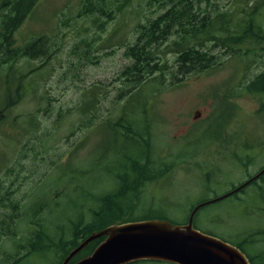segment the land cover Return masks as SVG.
I'll return each mask as SVG.
<instances>
[{"label":"rangeland","instance_id":"obj_1","mask_svg":"<svg viewBox=\"0 0 264 264\" xmlns=\"http://www.w3.org/2000/svg\"><path fill=\"white\" fill-rule=\"evenodd\" d=\"M84 1L37 0L12 38L19 46L43 36L46 54L38 58L23 56L0 64V116L3 120L0 122V203H4L0 204V214L10 204L26 211L45 201L39 210V218L45 219L44 227L55 241L72 238L73 225L83 226L91 220V210L99 208L97 195L110 187L111 175L103 171L101 165L95 166V159L103 161L110 150L116 151L105 161L118 165L122 161L117 149L127 146L134 156L141 154L126 142H115L107 129L108 125L117 134L132 135L127 114L130 112L139 124L141 138L147 142L146 148L151 147L150 157L155 161L161 156L168 160H165L168 167L164 162L157 166L155 176L164 170L169 174L153 176L150 181L137 185L138 198L136 201V197L129 195L131 203L128 205L131 204L132 209L128 213L138 219L154 217L182 224L196 203L227 192L264 165L261 96L239 93L244 91L239 88L248 78L264 71V48L253 54L240 52L231 60L226 50L213 48L215 66L201 73L181 74L178 55L170 48L176 38L170 36L157 49L161 70L146 75L151 81L142 89L147 97L138 100L151 102L152 106L144 108L151 106L154 110L146 112V119L144 113H133L131 107L119 115L127 97L140 90L122 75L133 63L126 50L137 39L138 26L158 14L157 2L130 0L124 4L123 11H114L112 18L106 19L98 17V12L84 14L81 11ZM159 1L163 3L162 9L169 3V0ZM236 1L210 0L218 2L222 9H231ZM254 2L241 0L245 7ZM261 22L262 27L264 20ZM12 77L21 78L22 92L19 96L14 94L9 108H5V81L11 84ZM15 83L16 80L10 87L12 91ZM228 102L231 107L224 116L223 111L219 116V108L228 106ZM131 104L139 111L140 105L135 99L131 98ZM196 111L200 116L193 120ZM223 120L222 128L227 126V130L222 132L235 141L234 150L241 156V164L230 156L228 149L225 158H216L207 146L217 138L211 137L210 131H218ZM200 143L203 146L193 145ZM177 151H181L180 158L170 161ZM81 169L83 173L78 172ZM202 169L213 171L212 178L220 173L221 178L202 189L198 178ZM259 186L264 187V177L240 193L241 202L231 197L202 207L195 215L194 227L231 243L242 241L249 232L264 231V200L255 193ZM21 215L14 224L17 233L13 237L0 236V264H58L62 261L59 245H56L52 252L32 254L19 262L17 258L22 255L16 254L27 233L26 229L23 232L18 229L23 222H19ZM105 219L103 215L102 221ZM252 245L246 252L264 249V243L263 246L260 242Z\"/></svg>","mask_w":264,"mask_h":264},{"label":"trees","instance_id":"obj_2","mask_svg":"<svg viewBox=\"0 0 264 264\" xmlns=\"http://www.w3.org/2000/svg\"><path fill=\"white\" fill-rule=\"evenodd\" d=\"M36 1L37 0L2 1L3 4L1 3V6L3 5V13L0 17V64H7L10 60L15 61L23 56L38 58L43 53V55L46 54V51L43 50L46 46L43 36H40V38L30 43H25L24 45L20 44L19 46H16L12 38L17 26L31 12ZM129 1L130 0H119L117 3L113 0H85L82 3L81 11L84 14L91 15H96L98 12V17L103 16V18L111 19L112 12L123 11L124 4ZM154 1L157 2L156 12H159L154 18L147 19L145 24L138 26V30L136 31L138 37L134 44L128 46L126 50V55L133 60V63L122 72V75L132 82L133 87H136V89L140 88V90L132 92L127 97L120 106L122 112L119 113V115L125 113V111L127 112V109L131 107L133 113H144V118L146 119V112H149L151 109L154 110L151 107V102H146V100L141 102L138 100L142 98L146 99L147 97L142 91L143 88L151 83L146 75L156 70L158 71L159 68L161 70V67L158 66L157 63L159 59L156 55L157 49L159 45L170 36H175L173 38H176L170 43V48L178 55L177 62L181 74L191 72L201 73L215 66V56L211 54L213 48H222L226 50L230 60L234 55H239L240 52L254 53L260 48H264V43H262L264 40V25L262 27L260 25L262 23L261 21L264 20V0H255L253 5L249 7L243 6L241 0H237L231 9H222L218 2L214 3L210 2V0H169L168 5L162 9L163 3L159 0ZM5 77H7V74ZM20 79V77L16 79L12 77L11 84L5 81V108H9L14 94L19 96L22 92L23 82H21ZM15 80L16 83L13 85L12 91V84ZM239 89H244V91L241 90L239 93L248 92L254 95L259 94L261 96L259 111L264 112V71L248 78ZM11 94H13V96H11ZM103 96H106L105 91L103 92ZM152 96L153 94H150V97ZM131 98H133V100L135 99V103L140 105L139 107L136 106L139 111L132 107ZM226 104L228 106L219 108V116L221 111H223L224 116L228 107H231V102ZM145 105L151 106L144 108ZM6 110H3V112ZM215 112L216 109L214 108V113ZM127 114L131 127L129 133L132 135L123 136L124 132L122 134H117L109 128L108 125L107 129L112 133L115 142H126L130 144V146H134L136 149L140 150L141 154L138 157L134 156L131 153L130 147L127 146L126 148L117 149V156L122 161L118 165L110 161H105V159H108V156L116 153V151L110 150L103 161L102 159H95V166L101 165L103 171L111 175L112 180L110 182V187L107 190L100 191V195H97L99 196L97 199L99 208L92 210L88 209L89 212L90 210L92 211V215L90 214L92 217L91 220L83 226L77 223L73 225L72 238L67 241L62 239L55 241L52 233L48 231L49 229L44 227L46 226V224H43L45 219L42 217L39 218V214L41 213L39 210L41 209V204H44L45 201H40L41 204L35 205L31 209H25L26 211H21L16 204H10L9 207H5L3 213L1 212V237H13L17 233L14 224L15 220L18 221L19 214L22 213L19 222H23L19 224L18 229L22 232L26 229L27 233L24 236L23 244L18 250L19 252L17 251L16 254V256L19 254L22 255L21 258H17L19 262L22 260L24 261L26 257L32 254L43 255L44 253H49V251L52 252L56 249V245H59L62 257L61 260H63V258L88 235L106 226L142 219H160L154 217L138 219L139 217H133V213H128V211L132 209L130 208L131 204L128 205V203H131V197L129 195L132 194V196L137 199L138 194L135 191L137 185L150 181L151 178L155 176L157 167L154 166L155 160L149 155L151 147L146 148L148 147L147 142L141 138L138 130L139 124H136V120L133 119V115L130 112H127ZM1 116L0 122L3 121ZM217 118L218 120L220 119V117ZM225 120L220 122L221 126L219 130L223 132L227 130V126L222 128ZM145 122L146 125L148 122L147 120ZM130 136L138 139L139 142H134ZM211 137H213V135ZM228 139L230 140V137ZM149 141L152 144V138L150 139V136ZM143 150L146 152H143ZM177 156L178 153H175L172 155L171 159L176 160ZM89 171H91V169ZM78 172L83 173V170H78ZM57 194L56 192L55 196ZM94 198H96V196ZM0 204L2 206L4 205L3 202ZM146 213L147 215L150 214V212ZM103 215L106 216L104 221H102ZM26 225H29V227L26 228ZM258 235L259 237L255 238V236ZM60 238L62 237L60 236ZM256 239H259L261 246H263L264 231H256L255 233L247 234L243 236L242 241H234V244L247 255L251 264H264V249L250 251L251 253L246 252V250L250 249L252 244V247H254L259 243L253 242ZM101 241L102 239H96L90 242L72 257L69 264L76 263L80 259L88 256ZM7 261H9V257ZM55 263L56 262H54V264ZM60 263L61 261L58 264Z\"/></svg>","mask_w":264,"mask_h":264},{"label":"water","instance_id":"obj_3","mask_svg":"<svg viewBox=\"0 0 264 264\" xmlns=\"http://www.w3.org/2000/svg\"><path fill=\"white\" fill-rule=\"evenodd\" d=\"M263 173L264 168L231 192L198 204L185 224L152 219L113 224L92 232L65 256L61 264H68L86 245L99 238L104 239L92 253L74 264H129L141 260L172 264H250L238 248L195 229L192 221L200 207L239 191Z\"/></svg>","mask_w":264,"mask_h":264},{"label":"flooded vegetation","instance_id":"obj_4","mask_svg":"<svg viewBox=\"0 0 264 264\" xmlns=\"http://www.w3.org/2000/svg\"><path fill=\"white\" fill-rule=\"evenodd\" d=\"M197 112V115H195L193 118V120H197L198 119V115L200 116V113L199 111H196ZM209 117V116H208ZM202 143L200 144H193V145H201ZM203 146V144H202ZM207 146H209L210 149H212V151L214 152V155L216 156V158H219V157H224L225 158V150L228 149L229 152L228 153H231L230 156L233 157V156H236V157H239V155L235 152L234 148H235V142L232 141V140H225L224 138H214L213 141H211ZM245 147V146H244ZM195 154H193L194 156ZM199 154H197L198 156ZM192 156V157H193ZM162 158V157H161ZM166 158H163V161L165 160ZM167 160V159H166ZM173 160V159H171ZM203 173L201 174L198 173V178H199V182L200 184L204 185L205 187L206 186H210V182L213 184V182L216 180V179H219L221 178V175L220 173L212 178V172L211 170H202ZM162 174H169V171L168 170H164L162 171ZM203 178V179H201Z\"/></svg>","mask_w":264,"mask_h":264}]
</instances>
